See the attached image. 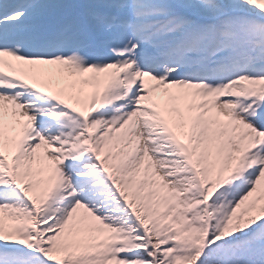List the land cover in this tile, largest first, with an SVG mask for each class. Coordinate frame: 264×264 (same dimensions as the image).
Masks as SVG:
<instances>
[{
  "label": "snow or ice",
  "instance_id": "obj_1",
  "mask_svg": "<svg viewBox=\"0 0 264 264\" xmlns=\"http://www.w3.org/2000/svg\"><path fill=\"white\" fill-rule=\"evenodd\" d=\"M0 264H264V0H0Z\"/></svg>",
  "mask_w": 264,
  "mask_h": 264
}]
</instances>
